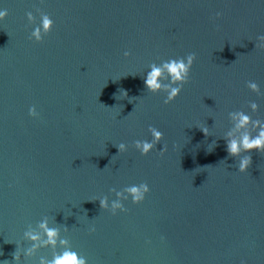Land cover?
<instances>
[{
  "label": "water",
  "instance_id": "water-1",
  "mask_svg": "<svg viewBox=\"0 0 264 264\" xmlns=\"http://www.w3.org/2000/svg\"><path fill=\"white\" fill-rule=\"evenodd\" d=\"M0 7L9 10L0 23V260L15 264L25 229L47 215L67 226L89 264H264V151L252 150L241 172L224 138L230 111L264 118V46H256L264 0H0ZM38 9L56 21L42 42L29 38L27 12L38 22ZM189 52L197 57L190 79L165 103L143 74L153 61ZM149 125L164 138L144 155L134 141L152 139ZM142 181L151 186L145 201L129 199L117 214L102 208L99 198H114V187ZM52 252L42 246L26 264Z\"/></svg>",
  "mask_w": 264,
  "mask_h": 264
},
{
  "label": "clouds",
  "instance_id": "clouds-1",
  "mask_svg": "<svg viewBox=\"0 0 264 264\" xmlns=\"http://www.w3.org/2000/svg\"><path fill=\"white\" fill-rule=\"evenodd\" d=\"M39 11V21L33 11L27 12L28 20L34 24L30 32V39L42 42L45 36L51 33L55 27L56 21L52 14L42 9ZM222 15L221 12L216 13ZM9 16V10L6 7H0V23L4 22ZM264 46V33L257 36V45ZM125 55H131L129 51ZM196 53L189 52L182 56H172L161 62L153 61L146 73L143 74L144 83L147 89L153 93H166L165 103L174 101L183 91L185 83L191 76L192 67L196 61ZM248 87L254 92L261 93V85L256 80L247 81ZM123 95L127 96V89H122ZM252 111L259 112V102L250 101ZM30 115L36 117L39 115L36 105L29 109ZM231 127L224 134L227 151L230 155L238 157L237 166L239 171L247 172L252 163L251 151L254 149L264 151V118H253V116L243 110H233L229 112ZM206 134H210L207 125L200 126ZM149 131L152 139H136L134 146L142 154L148 155L164 138V132L155 125H149ZM216 141H213L215 144ZM120 152H127L129 144L121 141L118 145ZM161 152L166 148L160 149ZM114 198L104 195L99 198L103 209L110 210L113 214L120 211H128L125 201L131 200L135 204H140L146 200L148 193L151 192V186L147 181L125 185L122 189L113 188ZM95 225L90 227V231H95ZM67 226L61 227L54 222L49 216L45 215L35 225L29 224L24 231V240L27 245L17 243L18 247L13 253L15 264H26V258L36 255L38 249L51 247L53 252L51 256H39L38 264H89L87 256L81 255L79 251L73 248L72 241L64 233ZM10 260H0V264H11ZM240 264H248L246 259H241Z\"/></svg>",
  "mask_w": 264,
  "mask_h": 264
}]
</instances>
